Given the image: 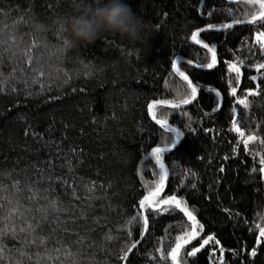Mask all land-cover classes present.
I'll use <instances>...</instances> for the list:
<instances>
[{
	"label": "trees",
	"instance_id": "obj_1",
	"mask_svg": "<svg viewBox=\"0 0 264 264\" xmlns=\"http://www.w3.org/2000/svg\"><path fill=\"white\" fill-rule=\"evenodd\" d=\"M85 2L0 0V264H173L178 243L180 264H264V21L248 22L259 4L126 0L137 40L69 46L60 19ZM182 71L197 98L161 103L191 97ZM174 142L155 199L192 213L188 243L193 221L175 204L140 207L163 174L152 149Z\"/></svg>",
	"mask_w": 264,
	"mask_h": 264
},
{
	"label": "clouds",
	"instance_id": "obj_2",
	"mask_svg": "<svg viewBox=\"0 0 264 264\" xmlns=\"http://www.w3.org/2000/svg\"><path fill=\"white\" fill-rule=\"evenodd\" d=\"M59 23L69 46L92 44L105 33L135 41L142 30V21L126 0L85 2L75 14L62 17Z\"/></svg>",
	"mask_w": 264,
	"mask_h": 264
},
{
	"label": "snow or ice",
	"instance_id": "obj_3",
	"mask_svg": "<svg viewBox=\"0 0 264 264\" xmlns=\"http://www.w3.org/2000/svg\"><path fill=\"white\" fill-rule=\"evenodd\" d=\"M244 2H247V3H250V4H259V8L261 9V11L259 12L258 15H253L251 17V19L248 21L249 23H256L258 20L264 21V0H244ZM240 22L241 21H236V23H240ZM223 27L231 28L232 24H225ZM198 34H199L198 32H194L192 34V39L194 41H196V43H200V41L197 39ZM257 42L260 43L262 47H264V32L257 34ZM203 46L205 48H208L207 44H205ZM209 51L213 52V62L210 63V64H207L205 66L208 67V68H211V67H213V65L215 63V52H214V48L209 49ZM230 68H232L237 73L239 72V68L235 64L230 65ZM173 69L175 71L179 72V68H177L176 62H173ZM260 69H264V63H261V64H259L257 66V70L259 71ZM180 75L183 77L184 80L188 81L189 86L191 87V97L188 98V99L182 100L180 103L188 104V103H190L192 100H194L196 98L197 88L192 85V83L189 80L188 76L184 75L183 72H180ZM232 91H233V94L235 95V91H236L235 88H233ZM248 94L249 95H254L255 93L254 92H249ZM161 103H167V102H161ZM239 103L245 104V106H247V100L246 99L240 100ZM172 106L173 107H179V104H175V105H172ZM153 107H154V105H149V112L152 113L153 119H156L155 113L152 112ZM156 122L158 124L166 123V121H161V120H156ZM171 131H176V130L175 129H171ZM235 131L237 133H239L242 137L244 136V133L241 132V129L239 127H236ZM256 139H257L256 136L249 135V136H247V138L245 140H243V143L245 144V146H247V144L249 142L255 141ZM261 143H264V141H261ZM174 145H175V142H174ZM163 151H164V149H161L159 147L152 149V155L156 158V163L161 168L163 174L161 175L160 183L157 185L156 189L154 191H152L148 196H145L144 199L140 201V207L142 209L146 208V207L147 208H152L153 210H157L158 211V210H160L159 206L161 204H164V205L175 204L176 207L180 208L181 211H183L187 215L189 220L193 221L194 230L191 233V238L194 239V238H196V235H197V233L195 231L196 220H195V217L192 215V213L187 210V208L181 207L183 202L178 200L175 196H171V197H168L167 199H163V200H159V201H156V199H155L156 197H158L160 195V191L163 188V181H164L165 177L167 176V171L165 170L164 164L161 162L160 155H159ZM260 163L262 165H264V159H262L260 161ZM260 171L262 173H264V167H262L260 169ZM147 227H148V220H147V216H145L144 217V228H145V230H147ZM257 228L259 229V237H258V242H259L260 238H264V227H261L260 225H257ZM213 239H214L213 237L209 236L207 239H205L203 241V243L200 245V247L193 248L191 251H189L187 253V255L188 256H195L205 245H207L209 243V241H212ZM188 242L189 241H187V240L185 241V243H188ZM216 243H218V241ZM131 247L134 248L135 244H133ZM181 247H182V245L178 243L175 246V248H173L171 250V252L168 254L169 257L171 258L173 264H180L178 256H179V250L181 249ZM129 251H131V248L129 249ZM221 251H223V249H221ZM251 255L252 256L256 255V250L255 249H253L251 251ZM126 258H127V253L125 254L124 257H122V259H126ZM221 264H222V262H221Z\"/></svg>",
	"mask_w": 264,
	"mask_h": 264
},
{
	"label": "water",
	"instance_id": "obj_4",
	"mask_svg": "<svg viewBox=\"0 0 264 264\" xmlns=\"http://www.w3.org/2000/svg\"><path fill=\"white\" fill-rule=\"evenodd\" d=\"M215 61L217 62V59H216ZM176 66H177V64H176ZM177 68H178V67H177ZM182 72H183V71H182ZM183 73H184V75L188 76V78H189V80L191 81L192 85L195 86V87L197 88V94H196V98H197V96H198V94H199V90H198L197 85L193 82V80L190 78V76H189L187 73H185V72H183ZM196 98H195V99H196ZM195 99H194V100H195ZM194 100H192V101H191L190 103H188V104H179V107H174V108H184V107L190 105ZM162 102H166V101H162ZM155 103H157V102H155ZM164 104H166V105H168V106H170V107H173L172 105H175V104L170 103V102H167V103H164ZM182 136H183V133L181 132L180 140H181ZM174 146H175V145H172V146H159V148L164 149V150L166 151V150H169V149L173 148ZM155 148H157V147H155ZM151 154H152V151H151ZM152 156H153V155H152ZM153 157H154V156H153ZM154 158H155V157H154ZM155 159H156V158H155ZM161 162L164 164V168H165V170L167 171V176L165 177V179H164V181H163V188L161 189L160 194L163 192V190H164V186L166 185V181H167L168 176H169V169H168L167 165H166L163 161H161ZM191 240H193L191 237H190L189 239H187V241H191ZM181 245H182V244H181ZM179 253H180V252H179ZM178 259H179V256H178Z\"/></svg>",
	"mask_w": 264,
	"mask_h": 264
},
{
	"label": "bare ground",
	"instance_id": "obj_5",
	"mask_svg": "<svg viewBox=\"0 0 264 264\" xmlns=\"http://www.w3.org/2000/svg\"><path fill=\"white\" fill-rule=\"evenodd\" d=\"M184 242V241H183Z\"/></svg>",
	"mask_w": 264,
	"mask_h": 264
}]
</instances>
